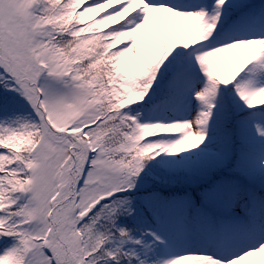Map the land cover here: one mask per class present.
<instances>
[{
	"label": "snow or ice",
	"instance_id": "snow-or-ice-1",
	"mask_svg": "<svg viewBox=\"0 0 264 264\" xmlns=\"http://www.w3.org/2000/svg\"><path fill=\"white\" fill-rule=\"evenodd\" d=\"M0 264H264V0H0Z\"/></svg>",
	"mask_w": 264,
	"mask_h": 264
}]
</instances>
